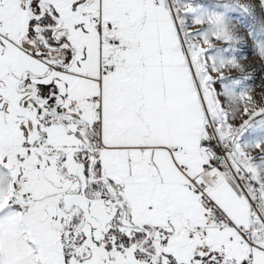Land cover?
Returning a JSON list of instances; mask_svg holds the SVG:
<instances>
[{
  "label": "snow or ice",
  "instance_id": "obj_1",
  "mask_svg": "<svg viewBox=\"0 0 264 264\" xmlns=\"http://www.w3.org/2000/svg\"><path fill=\"white\" fill-rule=\"evenodd\" d=\"M0 264H264V0H0Z\"/></svg>",
  "mask_w": 264,
  "mask_h": 264
}]
</instances>
